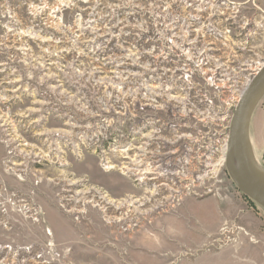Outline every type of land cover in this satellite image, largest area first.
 <instances>
[{
    "label": "rangeland",
    "instance_id": "rangeland-1",
    "mask_svg": "<svg viewBox=\"0 0 264 264\" xmlns=\"http://www.w3.org/2000/svg\"><path fill=\"white\" fill-rule=\"evenodd\" d=\"M263 63L264 0H0V264H264Z\"/></svg>",
    "mask_w": 264,
    "mask_h": 264
},
{
    "label": "water",
    "instance_id": "water-1",
    "mask_svg": "<svg viewBox=\"0 0 264 264\" xmlns=\"http://www.w3.org/2000/svg\"><path fill=\"white\" fill-rule=\"evenodd\" d=\"M264 95V65L242 93L231 119L225 166L240 191L264 208V171L254 156L249 135L254 107ZM237 161L241 175L234 168Z\"/></svg>",
    "mask_w": 264,
    "mask_h": 264
},
{
    "label": "bare ground",
    "instance_id": "bare-ground-1",
    "mask_svg": "<svg viewBox=\"0 0 264 264\" xmlns=\"http://www.w3.org/2000/svg\"><path fill=\"white\" fill-rule=\"evenodd\" d=\"M263 65H264V63H263ZM263 65L260 67V69L257 71V73H256V75L258 74V72L261 70V68L263 67ZM255 75V76H256ZM254 76V77H255ZM252 81V80H251ZM250 81V82H251ZM250 83H248V85H249ZM247 85V86H248ZM227 150V149H226ZM255 156V155H254ZM255 159H256V157H255ZM234 168H235V170H236V172L238 173V174H240L241 175V172H240V169H239V166H238V164H237V161H236V159L234 158Z\"/></svg>",
    "mask_w": 264,
    "mask_h": 264
}]
</instances>
